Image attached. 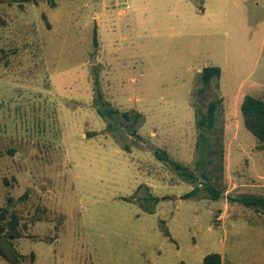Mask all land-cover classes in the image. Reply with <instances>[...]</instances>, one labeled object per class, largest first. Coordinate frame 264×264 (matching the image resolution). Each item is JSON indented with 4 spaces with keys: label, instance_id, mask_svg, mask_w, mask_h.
I'll list each match as a JSON object with an SVG mask.
<instances>
[{
    "label": "rangeland",
    "instance_id": "obj_1",
    "mask_svg": "<svg viewBox=\"0 0 264 264\" xmlns=\"http://www.w3.org/2000/svg\"><path fill=\"white\" fill-rule=\"evenodd\" d=\"M207 67L225 122L217 202L154 154L204 164L192 103ZM246 95L264 99V0L0 5V209L20 218L22 264H264V208L241 201L264 198Z\"/></svg>",
    "mask_w": 264,
    "mask_h": 264
},
{
    "label": "trees",
    "instance_id": "obj_2",
    "mask_svg": "<svg viewBox=\"0 0 264 264\" xmlns=\"http://www.w3.org/2000/svg\"><path fill=\"white\" fill-rule=\"evenodd\" d=\"M44 0H0V5H17L21 9L26 4L38 6ZM203 2V0H200ZM45 20L46 17L44 16ZM94 44L97 46L96 36ZM201 86L193 93L192 107L195 113V125L198 131L197 147L205 156L203 165L197 164V169L185 166L169 158L166 152L155 151V156L165 162L170 163L174 170L186 181L198 183L206 192V199L217 202L226 192L225 185V122L218 115V111L223 108V98L217 93L219 85L214 82L220 79L221 70L218 67H207L202 70ZM98 113L106 118L109 115L118 113L115 110H98ZM241 114L244 127L257 140V149L264 150V99L253 95H246L241 104ZM123 116L129 120V115ZM135 133V131H133ZM135 135V134H134ZM200 170V172L198 171ZM199 191V186L185 195V199L192 198ZM247 207L264 208V198L246 196L241 200ZM9 209H0V264L5 260L10 264H22L24 256L17 250L15 241L22 238L20 218L14 213L8 219ZM165 235L170 237L168 231ZM222 258L219 254L205 257V264H221Z\"/></svg>",
    "mask_w": 264,
    "mask_h": 264
},
{
    "label": "built area",
    "instance_id": "obj_3",
    "mask_svg": "<svg viewBox=\"0 0 264 264\" xmlns=\"http://www.w3.org/2000/svg\"><path fill=\"white\" fill-rule=\"evenodd\" d=\"M127 9H129V7H127ZM124 14H126L127 12H126V10H124V12H123Z\"/></svg>",
    "mask_w": 264,
    "mask_h": 264
},
{
    "label": "water",
    "instance_id": "obj_4",
    "mask_svg": "<svg viewBox=\"0 0 264 264\" xmlns=\"http://www.w3.org/2000/svg\"><path fill=\"white\" fill-rule=\"evenodd\" d=\"M96 62V60H95V58H94V60H93V62L92 63H95Z\"/></svg>",
    "mask_w": 264,
    "mask_h": 264
}]
</instances>
